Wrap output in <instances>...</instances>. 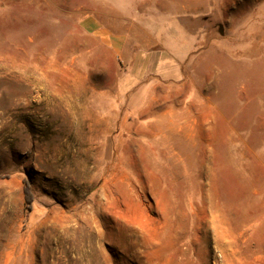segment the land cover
Segmentation results:
<instances>
[{
	"label": "rangeland",
	"instance_id": "obj_1",
	"mask_svg": "<svg viewBox=\"0 0 264 264\" xmlns=\"http://www.w3.org/2000/svg\"><path fill=\"white\" fill-rule=\"evenodd\" d=\"M103 1L0 0V264H264V0Z\"/></svg>",
	"mask_w": 264,
	"mask_h": 264
},
{
	"label": "crops",
	"instance_id": "obj_2",
	"mask_svg": "<svg viewBox=\"0 0 264 264\" xmlns=\"http://www.w3.org/2000/svg\"><path fill=\"white\" fill-rule=\"evenodd\" d=\"M98 15L94 16V15H87L85 17V21L86 22H91V24L95 21L96 24V32L99 35H110V34H114L113 32L108 31L107 27L104 25V23H102L99 19V13H104L105 12V8L106 5L104 4V1L102 0H98ZM103 4V5H100ZM109 7V6H108ZM110 8V7H109ZM111 10L114 13V18L118 17L120 19H126L127 17V13L130 10V6L129 5H125L123 7H120V5L118 6L116 3L113 2V5L111 7ZM185 10V9H184ZM118 13V14H117ZM89 25V26H94V25ZM189 25V24H188ZM182 34L178 35H182V39L180 40L178 38V42H177V47L173 50L168 49V45L165 47H167L166 50H162V51H156V52H152L150 58H154V60L156 61V59H158V54H162L161 56V60L159 61L158 65L159 68L157 71H152V73L158 75L159 77H161L163 80L165 81H169V82H184L185 78H186V61L189 59V57L193 54V52L196 49V46L198 44L197 41V36L195 35V31H190V28H186L182 27ZM131 33V32H130ZM126 34V33H123ZM125 45V43H124ZM124 45L120 47V49H124ZM170 51L169 53H166L165 51ZM164 54H169V56H171V59L174 60V62H169V60L165 59L163 56ZM146 57V56H145ZM137 59L141 60V54L137 53ZM166 60V61H164ZM154 61V63H155ZM157 64V61L156 63ZM177 74L176 78L171 77L172 74L174 73ZM124 89L126 88L125 86L123 87ZM130 89H133L130 88ZM137 90V89H136ZM139 90V89H138ZM134 99H137V96L134 97Z\"/></svg>",
	"mask_w": 264,
	"mask_h": 264
},
{
	"label": "trees",
	"instance_id": "obj_3",
	"mask_svg": "<svg viewBox=\"0 0 264 264\" xmlns=\"http://www.w3.org/2000/svg\"><path fill=\"white\" fill-rule=\"evenodd\" d=\"M27 193H28V195H31V194L29 193V191H27Z\"/></svg>",
	"mask_w": 264,
	"mask_h": 264
}]
</instances>
